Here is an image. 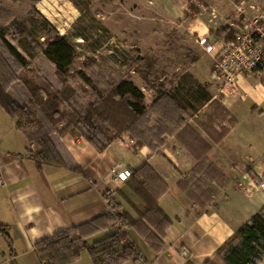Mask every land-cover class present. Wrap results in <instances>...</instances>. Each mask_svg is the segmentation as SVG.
<instances>
[{
	"label": "crops",
	"instance_id": "0c3cea01",
	"mask_svg": "<svg viewBox=\"0 0 264 264\" xmlns=\"http://www.w3.org/2000/svg\"><path fill=\"white\" fill-rule=\"evenodd\" d=\"M198 1L201 8L192 20L197 23L193 30L215 45L225 40L216 36L218 29L229 26L237 33L244 18L239 8L248 16L264 13V0ZM204 53L193 63L191 74L208 85L213 99L221 102L236 124L221 141L214 142L209 136L210 126L201 127L206 125L201 115L210 112L209 104L189 118L188 122L211 145L207 160L217 170L208 173L205 166L197 176L203 180L198 185L190 179L198 160L175 135L166 137L164 144L153 150L123 134L99 151L85 138L66 134L57 140L62 162L39 164L29 152H39L40 146L29 143L17 127V119L0 105V224L8 227L13 249L11 252L0 233V264H46L36 244L111 212L105 192L114 193L122 209L138 218L121 195V191H128L126 181L131 177L120 181L116 172H133L145 163L168 186L159 206L172 222L160 250L135 228H128V240L136 244L141 258L124 264H225L218 249L264 207V80L256 73L243 75L236 90L218 93L211 77L214 54ZM204 67L208 77L203 74ZM17 96L25 100L27 93L21 90ZM214 128L220 130V122ZM195 193H199L198 198L191 196ZM118 226L113 223L86 240L92 244ZM68 264L93 262L83 251Z\"/></svg>",
	"mask_w": 264,
	"mask_h": 264
},
{
	"label": "trees",
	"instance_id": "16d2710c",
	"mask_svg": "<svg viewBox=\"0 0 264 264\" xmlns=\"http://www.w3.org/2000/svg\"><path fill=\"white\" fill-rule=\"evenodd\" d=\"M195 12H199L197 7ZM6 18L7 12L0 8V20ZM10 26L15 31L14 39L17 34L28 32L26 24L14 22ZM6 27L7 25L0 24V105L11 117L17 119V127L25 134L29 143L35 142L40 146L39 152H29L39 164L62 162L57 140L66 134L81 136L99 151H103L115 139L128 133L139 145H147L153 150L162 146L166 137L177 136L198 160L190 178L193 184L203 183L202 177L197 176L205 166L208 173L217 171L207 160L211 145L188 120L194 114L198 115L205 104H209L210 113L203 115L208 122L201 127L205 129L208 128L207 125L210 126L212 130L208 132L214 142L221 141L229 132L230 126L236 124V120L229 117L220 101L213 99L208 85L198 82L193 76H187L189 83L166 88L157 77L150 79L155 68L151 59L146 63L147 69L139 72L145 85L154 91L150 108L145 102L144 91L134 82L123 79L111 84L108 91H102L90 76L79 71L80 79L92 87L96 96L86 106L74 108L73 101L77 99L78 93L76 95L74 88L66 84L75 56L74 47L64 36L56 34L42 48L45 57L55 65L60 84H66L63 90L52 92L49 87L53 89V85H40L23 76L22 70L30 67V61L7 38L9 29ZM215 34L218 38L224 37L226 41L236 37V32L229 26L218 29ZM19 44L33 58L35 49L22 45L20 41ZM17 84L24 86V93H27L25 100L12 94L11 89ZM62 103L69 106L71 113L60 107ZM150 109L155 115V123L148 114ZM217 122H220V130L214 128ZM74 168L80 170L79 166ZM126 188L129 192L123 190L121 195L136 211L138 218L122 209L111 193L105 192L112 211L39 241L36 249L40 259L46 264H68L77 260L83 251H87L93 264L138 261L141 253L136 244L128 240V228H135L156 250H160L163 236L172 222L159 206V198L168 190L167 184L149 163H145L132 172L131 178L126 181ZM198 194L191 196L198 198ZM113 223L119 226L109 235L92 244L86 240L87 236L108 228ZM0 233L13 252L8 227L0 224ZM218 254L225 264L264 262V207L218 249Z\"/></svg>",
	"mask_w": 264,
	"mask_h": 264
},
{
	"label": "rangeland",
	"instance_id": "374dc122",
	"mask_svg": "<svg viewBox=\"0 0 264 264\" xmlns=\"http://www.w3.org/2000/svg\"><path fill=\"white\" fill-rule=\"evenodd\" d=\"M195 7L201 8L198 0H0V8L8 15L0 24L7 25V38L30 61V67L22 70L23 76L40 85H53V89L49 87L52 92L63 90L66 84L73 87L78 93L74 108L86 106L96 96L80 79L79 71L90 76L102 91L123 79L134 82L144 91L151 108L154 91L139 75L147 69L146 63L151 59L155 63L150 79L157 77L170 88L189 83L187 76H192L194 61L205 54L198 43V32L193 30L197 23L192 20L200 13ZM14 22L26 24L28 32L14 39L15 31L10 26ZM56 34L64 36L75 50L64 86L55 65L42 51ZM19 41L35 49L33 58ZM203 74L209 75L205 67ZM21 90L24 86L17 84L11 92L18 95ZM60 107L71 113L64 103ZM151 111L148 114L155 123ZM202 120L208 122L204 117Z\"/></svg>",
	"mask_w": 264,
	"mask_h": 264
},
{
	"label": "built area",
	"instance_id": "2783aa9c",
	"mask_svg": "<svg viewBox=\"0 0 264 264\" xmlns=\"http://www.w3.org/2000/svg\"><path fill=\"white\" fill-rule=\"evenodd\" d=\"M244 15L234 40H222L213 44L206 36H199L198 43L206 53L214 54L211 77L218 85V93H227L238 88V78L258 74L264 80V13ZM120 181L132 175L129 169L116 172ZM1 182V181H0Z\"/></svg>",
	"mask_w": 264,
	"mask_h": 264
}]
</instances>
